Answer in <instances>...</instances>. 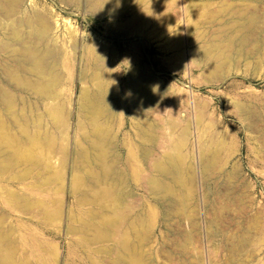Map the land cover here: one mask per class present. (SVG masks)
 <instances>
[{"label":"rangeland","instance_id":"obj_1","mask_svg":"<svg viewBox=\"0 0 264 264\" xmlns=\"http://www.w3.org/2000/svg\"><path fill=\"white\" fill-rule=\"evenodd\" d=\"M146 1L132 0L120 11L111 9V13L103 17L87 12L82 3L72 7L59 0L20 1L23 14L37 12L44 16L46 13L45 19L51 25L47 39L38 45L45 50L47 44L45 51L55 52L53 62L60 75L54 93L56 99L59 98L45 100L46 103L31 93L12 89L5 81L2 69L8 64L11 49L2 52L7 49L8 41L2 34L5 30L0 29V85L16 94V110L30 120L31 133L38 135L41 131L39 135L51 136L56 143L55 147H47L50 150H35L33 156L39 158L42 165L51 166L49 179L56 182L48 179L46 184L45 181L38 184L44 179L32 174V179L11 186L30 203L42 200L40 208L35 207L36 203L30 204L35 210L30 209V214L12 212L6 202L9 187L7 183H0V216L8 217L4 216L5 227L14 231L10 232L11 238L17 239V253L27 257L29 264L41 262L35 257L37 252L23 242L24 234L40 243V255L55 257L54 264H93L92 259L96 264L113 263L115 257L98 249H112L114 242L121 239V233L112 237L113 243L90 245L85 242L90 233L86 232L84 221H91L87 213L92 206L79 202L88 188L82 182L79 186L74 183L83 176V171L72 167L75 166L74 149L89 126L78 114L80 96L86 90L104 89L115 103L104 128L115 137L111 150L119 154L121 168L127 169L131 180L128 204L134 209L137 202L142 204L146 199L145 215L148 214L151 231H144L149 242L144 244L142 252L148 259L142 264H264V0L248 3L171 0L167 9L160 10L162 15L157 20L152 13L140 14L141 8L148 5ZM189 3L205 7L200 5L193 11L188 17L191 23L187 24L184 4ZM239 14L257 16L258 32L252 35L257 46L250 52H260L247 56L226 52L228 62L212 48L216 42L224 43L223 32L232 33L233 18ZM129 20H134L135 29L126 30ZM124 31L128 33L123 35ZM140 75L150 81L157 99L155 108L143 114H138L137 104L130 97L136 88L134 79ZM59 106L67 115L65 121L50 115ZM150 122L155 127L154 143L157 142L153 146L154 161L172 152L168 144L178 145L174 153L183 160L184 173L189 172L194 177L193 188L189 185L193 194L188 196L187 206L177 205L172 209L174 213H167L161 205L163 202L158 204L150 199L140 186L143 182L139 180L149 169L136 148L140 144L136 126ZM14 131L20 133L19 129ZM22 148L25 150L26 146ZM211 153L217 156V166L205 177L201 155L208 157ZM31 184L37 185L34 189L37 191L33 192ZM74 188H78L77 192ZM46 209H50L46 212L50 215L57 210L53 218L41 217L39 212Z\"/></svg>","mask_w":264,"mask_h":264},{"label":"bare ground","instance_id":"obj_2","mask_svg":"<svg viewBox=\"0 0 264 264\" xmlns=\"http://www.w3.org/2000/svg\"><path fill=\"white\" fill-rule=\"evenodd\" d=\"M20 1L21 0H0V27H2L0 29L5 30L4 33L2 34L4 38L8 41L6 42L7 49H4V51H2L1 49V51L4 53L6 52L5 50L8 51L9 49H11L9 54L10 58L8 59L9 60L8 64L7 65L5 64L6 66L3 67L2 69L6 77L5 81L12 89L17 90L20 93H29V94L31 93L35 97H37L40 101H45V100L54 101L57 97L55 95L56 93H54V90L55 88H57L59 84V79H58L59 73H57L56 71L57 64H55L56 62H53L54 60L53 56H55L54 54L55 52L50 50L45 51L47 50L46 43H45L46 44L45 50L39 48L38 45V43L42 44L47 39L49 35V31L51 30L50 29L51 25H49V22L46 20L47 19L46 18L47 16L45 15L46 13L45 14L43 13L45 17L37 12H34L35 14L31 13V15L23 14L22 13L23 10L21 8L23 4ZM59 1L61 3H64L72 7H79L82 3V6L86 8L87 12L93 13L95 14V16L97 15V17L98 16L103 17L106 14H110L111 13L110 11H112L113 9L116 11H120L125 4L132 2V0H82V1L59 0ZM149 1L150 0L144 2L145 5L146 4L148 5L144 7L142 6L143 8H141L140 14L145 15L147 13H152L155 20H157L159 16L162 15L160 10L167 9V7L170 6V2H173L171 0L168 1L152 0L151 3H148ZM207 1H211V0H207ZM243 1L245 2L247 1L248 3L249 1L251 2L254 0H242V2ZM200 5L195 3H189L187 5L184 4L185 19L188 21L187 24L191 23L190 18L188 20V17H190L192 12L197 10L198 7H201L204 4H202L201 6ZM202 7L204 8L205 5ZM39 12L41 13V10ZM236 12L234 13L238 14ZM232 13L231 15L234 14ZM242 13L243 15L246 14L244 12ZM216 15L217 14H215V16ZM241 15L242 14L236 15L233 18L235 25H233L234 24L233 23L232 26H234L235 29L232 28L234 30L232 31L231 34L226 32H223V34L221 33L222 34L221 37L224 40L223 41L224 43L216 42L218 44L215 43L213 45L212 50L220 52L221 53L220 57L224 58L225 61L226 59L228 60L227 57L229 55L228 52H231L239 56L240 55L247 56V54L249 55L251 53L250 51L255 49L253 48V46L254 47L257 46L256 42L255 44L253 43V41L255 40L254 36L258 32L257 27H259L258 25L260 24L257 16H254L253 14L251 15L249 14L247 16H241ZM211 20H213V17ZM221 21L217 23H220ZM133 22L134 20L128 21L126 25V30H128L127 28L135 29ZM127 33L128 31H124L123 35H126ZM253 34H254L253 36L254 38L252 37ZM6 43L5 45L4 44L3 45L6 46ZM250 43H252L251 48L249 47V45H251ZM226 52L228 53V55ZM254 52H257V50L256 51L254 50ZM254 52L251 53V55H253ZM215 56H218V54ZM213 61L211 63H214ZM229 61L230 60H228V62ZM94 63H95V59H94ZM95 66L96 65H94L93 67ZM212 72L214 74L217 73L216 71H212ZM47 77H50L49 80ZM134 84L136 88L131 91L130 97L137 104L138 114H143L151 109H154L157 104V99L154 96L155 93L153 89H151L150 81L146 78L145 75H140L139 77H136L134 79ZM12 91L11 89L9 90L8 87L5 88V87H1L0 85V107L2 108V111H0V183H7V186L9 187L7 188L9 190L6 191L7 192L6 195L8 196L6 202L8 203V206L11 209V211L14 213L18 212V213L26 214L27 212L28 213L30 212V209H32V206L30 208V204L34 205L38 203L39 207L37 206L38 204H36L35 206L38 209L41 206L40 203L43 201L40 200L41 202L39 201L40 202L39 203L37 202L39 199H37V201L35 202L32 201V203H30L31 201L29 199H28L29 202L26 200L27 198L25 199L26 196L24 198L22 197L24 195L23 193H22L23 195L20 196L21 193L19 192L20 193L19 195L18 191L17 192L15 191L16 188L13 191L14 187L11 186L20 185L24 183L23 181L26 182L29 178H31L32 174L34 175L36 174L38 177L37 179L39 178L41 179V177L42 179H44V180H39L38 184H41L43 181H45L44 183L46 184L50 176L49 170L51 169L50 168L51 166H48V164L42 165L43 163L39 161V158L37 157L34 158L33 156L36 155L35 150L39 151V149L43 148L44 151V148L45 150H47L51 147H55L54 145L56 143H55V139L51 138V136L48 137L47 135L45 136L44 134L39 135L41 131L39 132L38 135H36V132L34 134L31 133L30 120L26 115L21 114L22 113L21 111H20L21 113L17 112L16 110L17 109L16 105H18L17 98H16V94ZM80 99L82 100V102L80 103L78 114L79 117L81 115L84 119L88 121L89 126L85 128L86 131H84V133L85 132L86 133L82 136L80 143H78L74 149L75 166L73 165L72 167L80 168L83 171L82 172L83 176L81 175L82 177L80 178L77 177L78 180H75V182L74 181L73 182L77 183L78 184V185L76 184L77 186H79L80 182H82L88 188L87 190L88 192L84 194V196L80 199L79 202L82 205L88 204L92 206V209L87 213L91 221L88 222L84 221L88 231H86V229L84 230L90 233L89 237L85 238V242L90 245L109 243V242L113 243L114 239L112 237H114L118 233H121V239L118 242H114L112 249L101 248L98 249V252L105 253L108 256L112 255L113 257H115L112 264L145 263L148 258L147 256L145 257L146 254L144 255L143 253L144 251L142 252V248L147 241L149 242V240L147 239L148 235L146 234L147 236H145L144 231L146 233L151 231V225L149 220L147 219L148 214L145 215V212L147 213V206L145 205L146 203H144L146 199L145 200L143 199L144 201L142 203L144 204L145 209L143 208L144 206L140 202H137L136 208L134 209H132L131 206L128 204V198L131 196L128 187L130 185L131 180L127 172V169L123 167L121 168L122 164L119 154H117L116 150L115 151L111 150L112 149L111 146L114 143L113 140L115 137L113 136L114 137L113 138L110 131L104 128L105 126L104 124L107 123L106 118L111 113V110L115 108V103L113 99H111L110 94L106 92L104 89L100 90L99 92H90L86 90L82 92ZM197 108L199 107L197 106ZM203 108L204 106L202 107V109ZM50 109H52L51 106ZM239 110L241 111L242 109ZM243 110L245 109L243 108ZM25 111L26 110L24 109V112ZM50 115L52 116L56 115V117L58 118L56 117L55 118L59 119L60 121L61 120L65 121V119H67V115L64 112L63 107L60 106L56 108V110L54 108V110L50 113ZM50 115L49 117H51ZM40 122L38 123V125L41 124ZM136 128H137L136 129L137 137L140 140L139 141L140 144L136 148L141 156L142 161L146 164L147 169H149L148 173L139 180L140 183L141 180L143 182L140 184V186H142V188L144 187L150 199L158 202V204L163 202V204L161 205L165 207L167 213L171 211L173 212L172 209L175 208L177 205L182 208L187 206L188 196L192 193L193 190L191 189V187L193 188L192 184L194 181L193 180L194 177L193 174L189 172L188 173L186 172L188 175L184 173L185 170L183 166V160L178 159L174 153V151H176V148H178L179 146L172 145V143L168 144V148L172 152L167 153V155H165L166 154L165 153L159 159L154 161L153 156L155 153V149L153 146L154 144L157 143V142L154 143L155 137L153 135V132H155L154 130L155 127L150 122V123L138 124ZM15 129H19L20 130L19 134L21 135L15 133L14 131ZM23 146H26L25 150H23L22 148ZM221 146L222 145H220V148ZM38 151H36L37 154H39ZM201 156H202L201 157L202 170L203 173L205 174V177H207L210 175L213 168L217 166L218 159H216L217 156L215 153H211L210 156L208 157L206 156V154ZM53 180L54 179L50 177L49 182ZM56 180H58V178ZM54 182L56 181L54 180ZM31 185L33 190L35 189V187H37V185H35V187L33 184ZM189 185L192 186L189 188ZM23 186H25V184H23ZM77 189H75L76 192ZM35 191L37 190H34L33 192ZM74 191L73 193H76ZM38 192L40 193L41 191L38 189ZM139 199L140 198H138V200ZM43 204L44 203H42V205ZM47 210L48 209H46V211L39 210L40 211L39 213H41V217L43 216L46 219L47 217L51 218L56 214L55 212L57 211L55 210V212H53L50 215L46 213L50 209L48 211ZM34 211L33 209L31 210V212ZM181 214L183 213L181 212ZM4 216L3 217L0 216V264H27L26 262H28L29 264V261H26L28 260L26 259L27 257L24 256L22 257L21 255L20 256L18 255L17 247H16L18 243L15 245L17 239L15 238L16 240L14 241L11 238L12 234L10 231L12 229L10 230V228L5 227L6 224L5 219L8 217L5 216L6 217L5 218ZM80 221L82 220L79 219V222ZM23 242L29 245L31 250L37 252L35 257L38 259L39 262H41V264H54L55 257L45 258L43 255H40L39 253L40 245H38L40 243L39 242L37 243L35 238L26 236L24 234ZM92 262L93 264H96V261L94 259H92Z\"/></svg>","mask_w":264,"mask_h":264}]
</instances>
